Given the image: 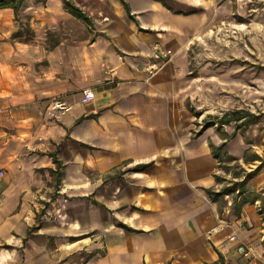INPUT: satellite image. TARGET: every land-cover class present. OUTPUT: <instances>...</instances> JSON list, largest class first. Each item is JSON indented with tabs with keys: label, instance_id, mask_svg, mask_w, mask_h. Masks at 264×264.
Instances as JSON below:
<instances>
[{
	"label": "crops",
	"instance_id": "crops-1",
	"mask_svg": "<svg viewBox=\"0 0 264 264\" xmlns=\"http://www.w3.org/2000/svg\"><path fill=\"white\" fill-rule=\"evenodd\" d=\"M70 1L91 27L62 0L0 10V264H264V169L207 193L261 164L244 155L264 159V135L196 131L190 105L216 0ZM156 45L173 56L146 82Z\"/></svg>",
	"mask_w": 264,
	"mask_h": 264
},
{
	"label": "rangeland",
	"instance_id": "rangeland-1",
	"mask_svg": "<svg viewBox=\"0 0 264 264\" xmlns=\"http://www.w3.org/2000/svg\"><path fill=\"white\" fill-rule=\"evenodd\" d=\"M205 13L210 24L194 35L189 48L195 130H220L217 119L243 111L261 118L258 125L241 130L258 145L264 135V0H216ZM82 252L86 264L90 257Z\"/></svg>",
	"mask_w": 264,
	"mask_h": 264
},
{
	"label": "trees",
	"instance_id": "trees-1",
	"mask_svg": "<svg viewBox=\"0 0 264 264\" xmlns=\"http://www.w3.org/2000/svg\"><path fill=\"white\" fill-rule=\"evenodd\" d=\"M27 0H0V10L2 9H12L15 12L16 18L20 14V12L26 6ZM48 0H41V2L46 3ZM64 4V8L68 10V12L77 18L78 20L82 21L88 27H91L90 18L79 8H77L70 0H62ZM25 34L30 35V30L28 28L25 29ZM23 35V33H16L14 34V38ZM236 123L237 128L241 129L242 131L248 130L253 125H258L261 122L260 117H256L252 114L243 112V111H235L230 114H225L222 118L217 119V123L215 125H230L231 123ZM247 144H251L249 140ZM221 148H215L212 146V154L214 158H216L221 164L224 163V157L221 154ZM256 161H260L261 164L255 169L250 172H247L243 167L237 165L235 166V170L233 171L234 179H238L237 182H234L232 185L226 187L221 192L216 193L213 191L208 190L207 193L212 195V200H217V198L223 197L225 195H231L239 192L240 195H243L247 192L248 183L254 179L263 169H264V159L260 158L256 154H250V152H246L244 155V162L246 164L254 163ZM229 171V169H228ZM262 211H264V203H262Z\"/></svg>",
	"mask_w": 264,
	"mask_h": 264
},
{
	"label": "built area",
	"instance_id": "built-area-1",
	"mask_svg": "<svg viewBox=\"0 0 264 264\" xmlns=\"http://www.w3.org/2000/svg\"><path fill=\"white\" fill-rule=\"evenodd\" d=\"M173 56V52L171 50H163L159 45H156L154 47V54L152 56V59H150L149 62H147L145 66V71L147 73V79L146 82H149L150 79L154 76H156L164 67L165 65L171 60ZM95 99V93L91 89H86L83 92V97L81 102L84 105L90 104ZM59 107H63L62 105H59ZM5 178V171L0 169V184H2L3 180ZM237 238L236 236H231L230 241H235ZM247 252H251L248 250Z\"/></svg>",
	"mask_w": 264,
	"mask_h": 264
}]
</instances>
